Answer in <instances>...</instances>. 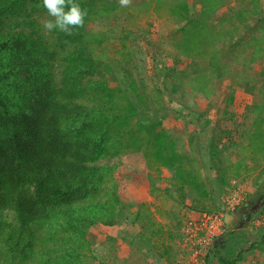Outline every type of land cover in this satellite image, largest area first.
<instances>
[{"label":"trees","instance_id":"obj_1","mask_svg":"<svg viewBox=\"0 0 264 264\" xmlns=\"http://www.w3.org/2000/svg\"><path fill=\"white\" fill-rule=\"evenodd\" d=\"M134 1L75 0L87 15L67 35L44 29L53 18L42 0H0V264H108L90 238L100 225L141 227L107 236L102 250L109 255L119 241L146 259L171 255L172 247L160 251L154 241L164 232L147 204L123 201L122 178L135 186L143 175L152 180L151 172L125 165L126 155L141 157L148 170L169 171L168 194L175 191L179 203L191 195L195 210L264 165V98L243 114L248 125L223 111L219 121L233 130L215 126L195 101L211 100L237 78L235 64L249 69L264 60L261 0ZM147 12L169 25L151 67L141 48L156 43L138 26ZM246 29L253 34L249 60L238 35ZM182 117L183 128L165 127ZM205 162L214 165L213 179L205 178ZM224 246L212 245L204 264L215 253L221 264L242 262L243 251L222 256ZM249 249L264 254V232ZM116 258L110 264H120Z\"/></svg>","mask_w":264,"mask_h":264},{"label":"rangeland","instance_id":"obj_2","mask_svg":"<svg viewBox=\"0 0 264 264\" xmlns=\"http://www.w3.org/2000/svg\"><path fill=\"white\" fill-rule=\"evenodd\" d=\"M133 2L135 1L132 0L131 3ZM139 2L140 0H137L136 3ZM236 3L237 1H233L231 4L234 6ZM261 5L263 7L261 15L264 17V0H261ZM156 16L157 15L153 12H147L141 14L140 20L138 19V26L146 31L151 30L153 39L156 43V47L141 48L145 64L147 63L150 67L152 65L151 61H153L154 58H156L155 60H159L158 56H160V53L157 51V48L159 47L158 39L160 32L163 31V33H168L169 31V25L166 20L159 19ZM100 28V26L96 27V29ZM238 35L244 39V58L249 60L254 49L248 47V41L253 34L246 29L241 30ZM235 67H237L236 69H238L239 72V74L236 72L238 75L237 78L226 80L221 85L216 96L212 97L211 100H206L204 98L195 99L197 109L205 112L207 117L212 119L215 126L221 124L223 128L228 130H233L235 126L232 122L219 121L223 111H229L236 114L237 121L248 125L250 121L243 120V114H245L253 105L261 103L264 98L263 94H261L264 92V79H262L261 76V72L264 69V60H259L249 69L238 64H235ZM230 96L234 97L232 103H228ZM176 107L183 111V107ZM183 112L185 116H187L188 111L184 110ZM183 121L184 117L179 120L169 119L165 122V127L167 129H180L184 126ZM215 130L217 131V129ZM228 136L229 134L227 131L224 133V137L228 139ZM232 137L238 139L239 135L235 133ZM122 162L125 165L137 166L140 170L145 169L148 172H151L152 180L143 175V184L141 186H135L127 181L124 182L125 179L122 178L119 183V191L123 196V201L127 203L136 204L143 202L147 204L150 211L149 213L151 214L152 219L156 222V226L164 232L163 239L159 238L158 240H154L160 245L159 250L162 251L168 246L172 247L174 250L171 248V255H167L166 258L163 257L162 260H158L156 257L146 259L139 254L140 250H134L128 241H119L116 245L115 254L109 255L108 251L102 250L106 243L107 236H118L119 234L128 231L133 233L139 232L141 227L135 226L132 228L128 224H120L114 228H108L100 225L91 230L90 238L97 243L96 246L98 247L99 255L106 258V263H113V261H115L113 258L117 257L116 259H118L120 264H189L192 257L190 251L192 244L189 241V237L184 238L183 241L178 240L177 238H175L174 241H171V239L168 238L169 235H182V233L185 235L184 229L187 227V224L196 221L202 214L206 213L200 211H204L203 209L208 206L211 210H218L217 212H220L225 208V202L231 197V192L239 189L238 197L241 199V206L235 213L224 212L226 223L225 233L222 238L215 241L214 244L220 242L225 245L222 250V256L231 254L230 252L237 254L240 251H243V261L239 264H264V254L249 249L256 236L261 234V230L255 227L254 222L255 220L264 217V204L262 205L258 203L260 202V199H258L260 194H264L263 164L257 163L250 176L244 179V181L238 183L233 181L235 187H233L227 194L223 195V197L219 198L218 201L216 199L214 202H204L203 207L197 205L199 210H195L191 195L188 196L183 203H179L177 202V193L172 190L173 192L169 194L172 195L173 199H170L167 190L171 188L172 176L169 171L163 170L161 173H158L150 169L148 170L144 160L134 154L124 156ZM204 165L207 169L205 178H207V180L213 179L215 176L213 169L214 165L209 162H205ZM121 169H123V167H121ZM151 186L154 187V190H151ZM245 202L247 204H244ZM248 208H250L251 211H248ZM247 212H253L248 221H246ZM230 234L232 239L229 238ZM91 264H100V262L95 260L91 261ZM210 264H221L218 261V255L216 253L211 256Z\"/></svg>","mask_w":264,"mask_h":264},{"label":"built area","instance_id":"obj_3","mask_svg":"<svg viewBox=\"0 0 264 264\" xmlns=\"http://www.w3.org/2000/svg\"><path fill=\"white\" fill-rule=\"evenodd\" d=\"M238 196L239 189L231 192V197L225 202V211L204 213L196 221L187 224L184 233L192 244L189 264H204L208 250L225 233L224 212H234L241 204ZM254 224L264 232V218L255 220Z\"/></svg>","mask_w":264,"mask_h":264},{"label":"clouds","instance_id":"obj_4","mask_svg":"<svg viewBox=\"0 0 264 264\" xmlns=\"http://www.w3.org/2000/svg\"><path fill=\"white\" fill-rule=\"evenodd\" d=\"M118 2L121 7H128L131 4V0H118ZM42 6L47 10L49 16L53 18L46 20L43 24L44 29L48 31L55 29L71 35L74 28H82L84 26L87 11L82 9L75 0H42ZM240 206L241 204L236 211ZM221 211H224V209Z\"/></svg>","mask_w":264,"mask_h":264},{"label":"crops","instance_id":"obj_5","mask_svg":"<svg viewBox=\"0 0 264 264\" xmlns=\"http://www.w3.org/2000/svg\"><path fill=\"white\" fill-rule=\"evenodd\" d=\"M263 195H264V194H263ZM263 197H264V196H262V197H260V198L263 199ZM260 198H259V199H260ZM259 201H260V202H258L259 204H262V205L264 204V200H259ZM262 218H264V217H262ZM260 230H261L260 232H261V234H262L263 231H262V229H260ZM230 236H231V234H230ZM220 238H222V237H220ZM220 238H219V239H220ZM242 261H243V260H242Z\"/></svg>","mask_w":264,"mask_h":264},{"label":"flooded vegetation","instance_id":"obj_6","mask_svg":"<svg viewBox=\"0 0 264 264\" xmlns=\"http://www.w3.org/2000/svg\"><path fill=\"white\" fill-rule=\"evenodd\" d=\"M260 200H261V198H260Z\"/></svg>","mask_w":264,"mask_h":264}]
</instances>
